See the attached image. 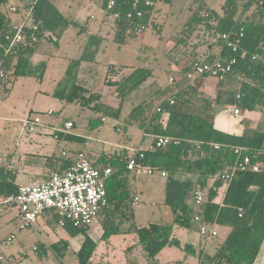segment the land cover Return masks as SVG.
I'll return each instance as SVG.
<instances>
[{
	"label": "trees",
	"instance_id": "obj_1",
	"mask_svg": "<svg viewBox=\"0 0 264 264\" xmlns=\"http://www.w3.org/2000/svg\"><path fill=\"white\" fill-rule=\"evenodd\" d=\"M7 0H0V62L8 71L5 78H0V85L4 86V92L9 93L8 82L19 76L44 77L47 61L34 63L32 56L42 37L49 33L70 25H77V21L65 16L52 0H34L25 4V9L33 6L32 16L40 22L37 31L38 40L34 44L26 43L5 51L7 45L5 35L12 30V18L4 10ZM23 1V0H22ZM106 5L107 0H103ZM133 0H118L116 10L121 11L122 16L112 22V29L115 39L119 43H125L129 37H137L136 34H127L130 19L127 18L128 11L133 9ZM156 4L161 2L170 3L172 0H155ZM194 7L187 26H184L182 33L187 37L192 30L201 27L204 33H209L215 38V42L222 46L221 35L233 27L244 28V39L238 52L233 53L229 49H222L221 54L229 58L232 55L238 57L231 73L240 72L246 80L240 88L241 97L237 98L232 93L228 100L236 103L241 109H250L264 98V0H225L222 8L223 14L218 13L209 6L207 0H191ZM254 7L255 12L263 16L262 22L251 20V17L244 16L245 10ZM156 5L153 7L142 6L145 11V23L149 27L155 23ZM24 9V10H25ZM207 13L208 15H204ZM103 38L97 35H90L81 55L69 61L64 78L58 83L54 95L67 101L80 102L95 109L103 107L100 101L101 92L91 91L89 85L78 81L77 70L82 62H93L99 52ZM186 43L185 38L178 41ZM200 39L197 41V44ZM178 45V44H177ZM196 45L193 43L192 46ZM192 54L196 57L195 49ZM259 54V58L253 55ZM213 57L204 61H213ZM196 60H201L196 58ZM193 61V62H194ZM113 66V67H112ZM111 69L115 66L111 64ZM122 69L123 67L120 66ZM182 70L184 82L181 84L174 81L156 91L157 102L151 103L147 100L136 105L130 113L129 122L136 124L146 133L166 134L179 136L185 139H192L202 142V149L197 157H193L188 145L179 146L167 145L154 151H147L144 158L137 160V168L129 170L126 164L128 150L123 149L119 153H103L99 161L104 165L112 166L115 172L107 181V192L109 206L106 207L103 216V233L97 240L86 234L88 227H75L66 223L67 231L75 236L79 233L85 234V239L78 251L80 264H139L137 257L127 258L125 261L94 260L93 256L101 240L108 239L111 235L121 231L120 225L124 218L133 217V200L135 194L131 193V182L129 171H136L143 167H151L166 171L165 181V204L172 211L174 218L171 222L154 221L143 226L131 224L129 227L136 233L134 244L139 245L149 262L148 264H160L158 254L166 246L176 245L183 248L187 255L198 257L199 264H254L262 244L264 242V132L255 130L245 132L242 135L228 133L219 130L215 126L216 110L211 108L205 112L197 111L189 104L190 97L196 92V85L188 84L187 71ZM148 69L136 68L127 74L122 80H108V85H116L119 93L138 86L148 75ZM230 73V74H231ZM229 74V75H230ZM223 81V80H221ZM171 93V94H170ZM168 97L162 100L166 95ZM219 99V97L217 98ZM162 100V101H161ZM160 102L161 111L157 110V103ZM167 114V116H165ZM78 137V136H77ZM80 138V137H78ZM211 142L223 144L221 148H214ZM234 146H244L252 156L253 161L263 163L259 171H241L231 181L224 197L223 205L213 202L217 192L211 189L210 201L205 206L204 217L210 223L230 227L225 237L212 238L219 242L214 252L205 251V248H196L190 242H182L175 234V228H191L192 217L195 206L188 200V193L192 186L194 188L205 187L209 184L208 175L231 166L236 159ZM69 159L61 161L57 171H63L69 164ZM19 170L12 166L11 162L0 164V197L16 194L19 184L16 182ZM223 182L218 180L215 185L222 186ZM253 186H256L255 190ZM244 208V213L239 216L238 207ZM47 214L58 219L56 213L46 211ZM206 240L208 238L204 237ZM56 247V246H55ZM60 264H65L60 262ZM171 264V263H167Z\"/></svg>",
	"mask_w": 264,
	"mask_h": 264
},
{
	"label": "rangeland",
	"instance_id": "obj_2",
	"mask_svg": "<svg viewBox=\"0 0 264 264\" xmlns=\"http://www.w3.org/2000/svg\"><path fill=\"white\" fill-rule=\"evenodd\" d=\"M29 1L33 0H7L4 10L12 19L19 21L18 14L13 13L10 7L17 6L20 13ZM52 1L65 16L78 19L80 24L57 29L40 39L32 60L35 63L47 61V70L42 79L38 76L16 77L8 82L10 92L0 93V164L7 161L15 164L19 161L21 173L17 179L20 184H28L33 180L35 176L32 166L39 158H44L45 154L54 155L58 161H63V151L67 152V157H71L77 150H83L91 160L98 162L103 153H119L130 146H145L148 138H144V130L128 121L132 109L144 100L151 103L158 101L154 98L157 86L166 85L169 75L175 73L171 66L175 47L184 44L192 49L190 44L205 36L204 30L196 26L191 33L196 37L195 41L189 40L190 36L186 37L181 32L193 13L194 7L190 8L193 6L191 0H172L170 3L159 1L155 7L156 22H153L144 34L129 37L125 43H119L115 39L111 28L112 21L105 20L106 8L103 0ZM208 2L219 8L220 3L225 0ZM251 13L259 14L253 6ZM101 25L106 32H99ZM95 32L105 36L96 62H83L77 70L76 78L89 85L92 92H101V98L104 100L100 101L104 105L100 109L76 101L63 100L54 95L57 82L64 78L69 60L80 55L87 37ZM182 38H185L188 44L179 43ZM179 48L180 51L175 56L182 57L184 49L182 46ZM111 64L119 67L111 69ZM136 68H146L149 71L145 80L138 86L120 94L116 85L107 84L108 80H122ZM49 109L54 110V113L49 114ZM255 112L264 117L262 109L256 108ZM32 117H38L42 124L49 127H63L66 120L72 119L74 126L70 131L73 137L57 139L51 128L45 132H30L24 120ZM261 129L264 131V127ZM77 136L83 139L79 140ZM18 140L20 143L17 144ZM99 162L103 163L101 160ZM129 179L132 195L137 193L140 197V201L133 204V217L124 218L120 225L121 231L102 240L97 252L105 251V258L111 260L137 257L139 264H148L149 260L139 245L130 247L136 238L133 232L128 231L129 227L131 224L141 225L150 221L171 222L174 215L164 202L165 181L159 173L148 175L147 167H143L138 171H129ZM194 190L192 186L187 196L193 204ZM0 212V218L13 219L16 209L0 205ZM99 220L103 221V216H100ZM38 222L49 226L50 235L46 237L44 233V236L52 243L56 241L52 247H63L56 256L48 249L47 259L56 264H78L79 239L75 238L76 235L73 236L66 228L60 227L58 220L52 216H40ZM92 226L88 234L95 237L102 233L103 227L100 224ZM9 229L10 226H0V239L6 237ZM228 230L229 228H221L222 233L218 241L225 237ZM14 232V240L0 250V264H42L39 249L36 247L39 239L35 231L32 228L19 230L17 223ZM175 233L184 241L197 245L201 242L208 252H214L219 243L212 239L206 241L195 228H177ZM79 234L85 236L82 232ZM69 241L74 246L72 251L66 248ZM185 255L183 248L169 245L158 254V261L161 264H197L196 256L190 254L186 258Z\"/></svg>",
	"mask_w": 264,
	"mask_h": 264
},
{
	"label": "built area",
	"instance_id": "obj_3",
	"mask_svg": "<svg viewBox=\"0 0 264 264\" xmlns=\"http://www.w3.org/2000/svg\"><path fill=\"white\" fill-rule=\"evenodd\" d=\"M36 0H34L35 2ZM262 3V0H259ZM118 0H107L106 18L114 22L122 16L121 11L116 10ZM156 5L155 0H133V9L128 11L127 18L130 23L127 34L142 35L148 29L145 23V11L142 6L153 7ZM33 6L26 9L22 14L19 22H13L12 30L5 35V51L8 53L16 46L26 43L34 44L38 40L37 31L40 22L36 21L32 16ZM13 13H18L19 8L15 5L10 7ZM204 15H208L205 13ZM222 49H229L233 53L240 50L245 33L244 28L233 27L231 30L225 31L221 35ZM253 58H259V54L253 55ZM238 62V57L232 55L229 58L223 55L217 57L213 61L196 60L192 63L191 68L187 72L189 79L188 84L194 85L198 78L204 76H212L218 80H224L233 70ZM8 71L0 62V78H5ZM174 81V77H170V82ZM4 92V86L0 85V93ZM241 94H237L240 98ZM170 98V97H169ZM171 99V98H170ZM171 99V103H173ZM157 110L161 111V106H157ZM241 108L235 105V114L241 113ZM49 114H53L54 110L49 109ZM25 126L30 132L40 130L45 124L40 122L38 117H32L24 120ZM74 122L68 120L63 127L53 126L52 133L55 138H59L61 134H67ZM151 139L145 146H137L130 149L126 157V164L129 170L137 168V160L144 158L147 151H154L167 145L179 146L186 144L190 152L196 150L201 152L202 142L192 139H185L179 136L166 134H151ZM20 143L19 140L17 144ZM214 148H221L223 144L211 142ZM235 162L224 170H219L208 175V186H198L194 190V206L192 222L196 225L200 235L208 239L220 236L218 224L210 223L204 217L205 206L210 201V191L213 189L217 195L213 202L223 205L225 190L228 189L231 181L238 172L241 171H259L263 163L253 161L252 156L247 152L244 146H234ZM264 157V150L261 152ZM66 155L65 152H63ZM115 172L112 166H97L93 160L89 158L85 151H78L75 158L63 171H54L49 178L45 180H34L28 184H21L16 194L4 195L0 197V205L14 206L18 210V229L24 230L34 226L37 219L46 211H52L58 216V224L65 226L71 223L75 227H89L93 225L101 216L102 211L109 206V197L107 192V181ZM159 173L162 177L167 173L164 170L155 168H147L148 175ZM222 181V186L215 185L216 181ZM225 187L224 190L222 187ZM222 199L219 201V197ZM140 201L139 196L134 197L133 203ZM239 216L244 213L242 206L238 207ZM16 237L15 232L0 239V247L7 246Z\"/></svg>",
	"mask_w": 264,
	"mask_h": 264
},
{
	"label": "crops",
	"instance_id": "obj_4",
	"mask_svg": "<svg viewBox=\"0 0 264 264\" xmlns=\"http://www.w3.org/2000/svg\"><path fill=\"white\" fill-rule=\"evenodd\" d=\"M31 2L32 1H29L26 4H29ZM207 2H208V0H207ZM214 3H215V1H214ZM208 4H209V2H208ZM223 4L224 3L221 2L219 8H216V7H218L217 3H215L216 7H213L211 4H209V6L212 7L213 9H215L218 13L223 14V8H222ZM24 11H21L20 13H16L19 16V21L22 18V14L24 13ZM250 12H251V8L246 9L244 16L246 15V16L249 17L251 15L252 16V17L250 16L251 20L256 21V22H262L263 21V16L262 15H260V14L256 15L255 13H251L250 14ZM70 18H72V17H70ZM72 19L77 21V25L80 24V21L78 19H75V18H72ZM12 20H13V22H19V21H15L14 19H12ZM105 20H109V19H107L105 17ZM111 28H112V24H111ZM101 31H104V28H103L102 25L99 27V32H101ZM104 32H106V31H104ZM90 35H97L98 37L103 38V41L105 39V36L103 34H101V33H98V32L97 33L96 32L95 33H90L89 36ZM89 36L87 37V40H88ZM189 36H190L189 40L195 41L196 37L193 36V34H191ZM213 38H214L213 36H211L209 33L206 32L205 36L200 39V42L198 44L196 42L197 40L194 42V43H196V45L192 46L193 42L190 44V47L192 49H189L188 46H184V44H181L180 46H182L183 49H184V51L182 50V52L184 53L182 55V57L175 56L180 51V48H179L180 46H176L175 47L176 52L171 57L172 58V63H171L172 71H174L175 73H171L169 75V79H168L169 82L166 85H170V84L173 83V82H170V77H175L177 82H180L182 84L184 82L183 79H184V76H185V74H183L184 71L182 72V70L188 69V67L190 65H192L193 61L196 58L204 60V59L209 58V57H213L214 59H216L217 57L221 56L222 55L221 54L222 46L220 44L216 43L215 42V38L214 39ZM87 40H86V42H87ZM86 42H85V44H86ZM85 44H84V46H85ZM84 46H83V48H84ZM83 48H82V51H83ZM193 49H195V53L197 55L196 57L192 54ZM82 51H81V53H82ZM99 52H100V49H99ZM99 52H98V54H99ZM81 53H80V55H81ZM98 54H97V56H98ZM97 56H96V59H97ZM96 59L93 62H96ZM84 62H87V61H84ZM82 64H83V62H82ZM82 64H81V66H82ZM46 70H47V68H46ZM60 80H62V79H60ZM245 80H246L245 76H243L239 71L235 72V73H231L223 81L218 80L217 78L212 77V76H204V77L198 78L196 83H195V84H197L196 85V88H197L196 92L193 94V96L190 97L191 102L189 104L191 105L192 108H194L197 111H201V112H205L207 109H211V108L215 109L216 110L215 126L219 130H222V131H225V132H228V133L238 134V135H242L245 132H252V131H255V130H260V131L264 132L261 129V128L264 127V117H262L263 115H260L259 113L255 112L256 108H260V109H262V113H264V98L261 99V101L259 103H257V105H255L254 108L245 109V110L242 109L240 114H235V112H234L236 103H234V102L231 103L228 100L229 98H231L232 93H234V92L236 93V96H237L238 93L241 94L240 88L242 86V83ZM59 81L57 82V85H58ZM57 85H56V87H57ZM166 85L165 84L158 85L157 86V90L162 88V87H165ZM170 94L166 95L162 100L168 98L170 96ZM218 97H219V99H217ZM103 100H104V98L102 97L101 101H103ZM161 101H159L157 103V105L160 104ZM223 102H225V103L223 104ZM165 116H167V114ZM68 120H72V119H68ZM68 120H66V121H68ZM52 127L53 126L49 127V125L45 124L39 131H44L45 132L46 130H49L50 128H51V131H52ZM149 135H151V134L144 132V138L146 136L148 138L147 142L151 139V136H149ZM64 137L71 138V137H73V134H72L71 131H69L67 134H61L58 139H62ZM82 139H83V137L79 138V140H82ZM131 148H133V146L127 147L125 149L129 150L128 151V153H129ZM78 151H83V150H77L76 153ZM63 152H65L66 155H64ZM63 152H62V155L65 156L63 158V161H65L67 159L72 160V159L75 158L76 153L74 155H72L71 157H67V152L66 151H63ZM199 154H200V152H198L196 150L191 151V155L193 157H197V156H199ZM43 156H44V158H41V159L39 158L38 161L34 162V166H32V169L34 170L33 171L34 172V176H35L32 181H34V180H45V179L49 178V176L54 171H57L58 167L60 166L61 161H58L55 158L54 155H46L45 154ZM9 162H11V161H9ZM19 163H20L19 161H17L15 164H13V162H11L12 166H15V167L18 168V170H19L18 176L21 173V168H20V164ZM95 164L97 166H99V167L104 166V163H100L99 159H98V162H95ZM138 170H140V169H138ZM138 170H136V171H138ZM18 176H17V178H18ZM163 178H164V181H166L165 177H163ZM16 182L19 185H21L18 182V179L16 180ZM224 188L225 187L223 186L222 189L224 190ZM253 188L255 190L257 189L256 186H253ZM226 192H227V190H225V194H226ZM135 196H139V195L137 193H135ZM220 199H222V195L219 197V201H220ZM12 207H14V206H12ZM14 208L16 209V213L14 215L15 218H13V219L12 218H0V226L1 227L2 226H6V227L10 226V229L8 230L7 235H9L11 233H14V230L16 229L17 223L19 221V219H18V210H17L16 207H14ZM45 215L46 216H50L46 212L42 216H45ZM38 219L35 222L34 226L31 227V228H32L33 231H35V233L37 234V237L39 239V243L37 244L36 247L39 249L38 251H39V253L41 255V263L42 264H45V263L46 264H56L54 262L51 263L50 260L47 259V257H48L47 250L50 249L52 251V253L56 256V255H58L59 250H61L63 247L57 246V245H56V247H52L53 246L52 244H54L56 241H54V243H52L51 241H48V239L46 238L48 235H50L49 226H47L45 224H41L40 222H38ZM102 222L103 221H100L98 219L93 224V226L96 223H98V224H100V226H102ZM150 222H154V221H150ZM160 222H163V221H160ZM11 223L12 224L14 223V225L12 226ZM143 225H146V224H141V225H136V226H143ZM91 226H89L88 229L86 230V234H88L89 230L91 229ZM60 227L65 228L64 226H61V225H60ZM191 228L197 229L196 225L193 222H192ZM191 228H189V229H191ZM221 228H229L228 232L230 231V227L218 225V229L220 231V235L222 233ZM132 229L129 228L128 231L129 232H133L135 234L134 237L137 238L136 233ZM44 233H46V237L44 236ZM102 233H103V230H102ZM102 233L100 235H98V236H95V237H93L90 234H88V235H90L92 238L97 240L99 237H101ZM75 238L79 239V246H78V251H79V249L81 248L82 243H83V241L85 239V236L82 237V234H78V235L75 236ZM179 238L181 239L182 242H187V241H184L181 238V236ZM208 240H210V239H208ZM100 242H99V244H100ZM188 242L192 243L196 248H205V246L202 245L201 242L198 245L195 244L194 242H191V241H188ZM66 248H67L68 251L74 250V246L70 243V241L66 244ZM1 249H2V247H0V250ZM97 251H98V248H97V250H96V252H95V254L93 256V259L96 260V261L97 260H107V261H112V262L125 261V260H111L109 258H105V254H106L105 251H101L99 253ZM205 251H207L206 248H205ZM188 256L189 255H187V254L185 255L186 258ZM0 257H2V256L0 255ZM0 260H2V259H0ZM77 262H78V264H80L79 263V257H78ZM168 263H170V262H168ZM197 264H199L198 257H197ZM254 264H264V242L262 244L261 250H260L259 255H258V257H257V259H256Z\"/></svg>",
	"mask_w": 264,
	"mask_h": 264
}]
</instances>
